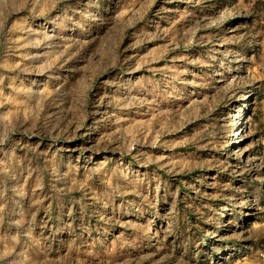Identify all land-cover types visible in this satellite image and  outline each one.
I'll use <instances>...</instances> for the list:
<instances>
[{"label": "rangeland", "instance_id": "374dc122", "mask_svg": "<svg viewBox=\"0 0 264 264\" xmlns=\"http://www.w3.org/2000/svg\"><path fill=\"white\" fill-rule=\"evenodd\" d=\"M264 0H0V264H262Z\"/></svg>", "mask_w": 264, "mask_h": 264}, {"label": "built area", "instance_id": "2783aa9c", "mask_svg": "<svg viewBox=\"0 0 264 264\" xmlns=\"http://www.w3.org/2000/svg\"><path fill=\"white\" fill-rule=\"evenodd\" d=\"M257 258L262 264H264V247L258 251Z\"/></svg>", "mask_w": 264, "mask_h": 264}]
</instances>
